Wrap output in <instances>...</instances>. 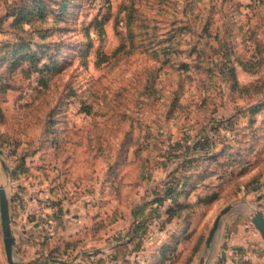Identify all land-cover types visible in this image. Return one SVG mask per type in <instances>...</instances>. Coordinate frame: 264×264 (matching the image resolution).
<instances>
[{
  "label": "rangeland",
  "instance_id": "obj_1",
  "mask_svg": "<svg viewBox=\"0 0 264 264\" xmlns=\"http://www.w3.org/2000/svg\"><path fill=\"white\" fill-rule=\"evenodd\" d=\"M0 186V264H264V0H0Z\"/></svg>",
  "mask_w": 264,
  "mask_h": 264
},
{
  "label": "water",
  "instance_id": "obj_2",
  "mask_svg": "<svg viewBox=\"0 0 264 264\" xmlns=\"http://www.w3.org/2000/svg\"><path fill=\"white\" fill-rule=\"evenodd\" d=\"M231 209V205H227L222 208L217 216L215 217L212 226L209 229L208 235L205 239V248L209 249L211 245L212 238L217 230L219 222L222 217ZM251 221L259 230L261 237L264 239V216L260 211H255L251 216ZM11 218H10V208L9 200L5 189L0 186V224L2 228V237L4 243V249L8 261L11 260V244H12V231H11ZM205 256H201L199 264H204Z\"/></svg>",
  "mask_w": 264,
  "mask_h": 264
},
{
  "label": "crops",
  "instance_id": "obj_3",
  "mask_svg": "<svg viewBox=\"0 0 264 264\" xmlns=\"http://www.w3.org/2000/svg\"><path fill=\"white\" fill-rule=\"evenodd\" d=\"M232 214H234V213H231L230 215H232ZM230 215L228 216V218H227V220H225L226 221V224H225V226H224V230L222 231V234H221V239H220V244H219V246H218V250H219V248H221V246L220 245H225V252H226V261L223 263V264H234L235 262H237V260H239V258L240 257H237L238 255V249H236V247H241L242 249V252H244V250L247 248V247H249V240L248 239H250V238H246V236H245V234H246V232L247 231H245L246 229L245 228H249V224L246 222L245 224L243 223V224H239V223H237L236 225V227H238L239 225L243 228V230H241L242 231V233H240V234H236L235 236H234V234H233V232H234V230L233 231H231V234H230V230H228L229 228L231 229L232 227H230L229 226V224H228V221H229V218H230ZM225 223V222H224ZM232 230V229H231ZM225 234H226V236H227V234H230V237L227 239V238H225L224 236H225ZM262 245V244H261ZM264 247V246H263ZM217 250V251H218ZM253 255V257H255L254 256V254H252ZM217 256V255H216ZM215 259V258H214ZM254 259V258H253ZM213 264H215V262H213ZM254 264V263H253Z\"/></svg>",
  "mask_w": 264,
  "mask_h": 264
},
{
  "label": "trees",
  "instance_id": "obj_4",
  "mask_svg": "<svg viewBox=\"0 0 264 264\" xmlns=\"http://www.w3.org/2000/svg\"><path fill=\"white\" fill-rule=\"evenodd\" d=\"M225 259L222 261V264L224 263Z\"/></svg>",
  "mask_w": 264,
  "mask_h": 264
}]
</instances>
